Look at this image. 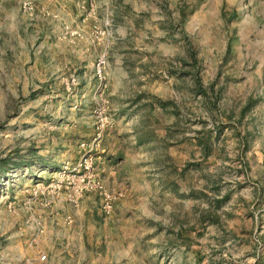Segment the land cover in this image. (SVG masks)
I'll list each match as a JSON object with an SVG mask.
<instances>
[{
    "label": "rangeland",
    "instance_id": "obj_1",
    "mask_svg": "<svg viewBox=\"0 0 264 264\" xmlns=\"http://www.w3.org/2000/svg\"><path fill=\"white\" fill-rule=\"evenodd\" d=\"M0 264H264V0H0Z\"/></svg>",
    "mask_w": 264,
    "mask_h": 264
},
{
    "label": "built area",
    "instance_id": "obj_2",
    "mask_svg": "<svg viewBox=\"0 0 264 264\" xmlns=\"http://www.w3.org/2000/svg\"><path fill=\"white\" fill-rule=\"evenodd\" d=\"M104 210L106 213H109L110 210H111V205L109 203H106L105 206H104ZM45 259V256L42 255L41 257H39V260H44Z\"/></svg>",
    "mask_w": 264,
    "mask_h": 264
}]
</instances>
